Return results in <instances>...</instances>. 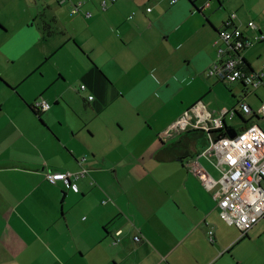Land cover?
<instances>
[{
    "label": "crops",
    "instance_id": "obj_1",
    "mask_svg": "<svg viewBox=\"0 0 264 264\" xmlns=\"http://www.w3.org/2000/svg\"><path fill=\"white\" fill-rule=\"evenodd\" d=\"M173 1L0 0V264H264V223L243 240L219 218L220 170L203 154L206 132L189 127L231 109L251 120L224 117L225 130L264 123L238 108L263 100L208 76L231 15L264 34V0L223 13L210 0ZM30 48L43 58L20 66ZM242 56L263 71L248 49ZM39 99L47 111L31 109ZM82 168L78 192L45 178Z\"/></svg>",
    "mask_w": 264,
    "mask_h": 264
},
{
    "label": "built area",
    "instance_id": "obj_2",
    "mask_svg": "<svg viewBox=\"0 0 264 264\" xmlns=\"http://www.w3.org/2000/svg\"><path fill=\"white\" fill-rule=\"evenodd\" d=\"M108 1L112 3L115 0ZM80 6L81 2L73 4L71 14H76ZM101 7L102 10L106 9L105 1L102 2ZM150 10L147 8L146 12ZM131 18L132 15L128 17V19ZM233 19L234 15H231L230 20L217 31L218 41L223 43V47L217 49L218 61L208 71V76L229 84L238 82L245 87L250 86L256 89L264 85L263 71L246 74L241 70L240 65L244 59L242 56L244 51L254 44L264 42V34L256 28L253 22H248L246 30H242L233 25ZM214 44H217V41ZM80 90H85V86L81 85ZM90 100H92L91 96L88 97V101ZM31 107L36 113L45 112L50 108L49 104L42 99L35 101ZM238 108L247 117L256 116L264 120V102L260 103L256 111H252L249 105L242 102L238 103ZM234 113L235 109L224 111L216 119H207L201 127L199 123L190 124L189 127L202 128L205 132L224 130V117L233 116ZM188 125L187 121H180L176 129L184 131ZM207 138L208 145L203 154L220 170L221 174L218 180L221 191L217 200L219 218L227 225L234 226L239 232V239H242L264 219V128L250 124L236 133L233 138L227 135L215 138L211 134H208ZM87 174L88 170L82 168L74 173H48L45 178L50 184L63 181L72 191L78 192L76 183L84 179ZM195 174L207 186L216 182L200 170H196ZM120 234V232L116 233L113 245L120 243ZM212 234L211 231L208 233L210 242H213ZM133 240L139 243L141 238L136 236Z\"/></svg>",
    "mask_w": 264,
    "mask_h": 264
},
{
    "label": "rangeland",
    "instance_id": "obj_3",
    "mask_svg": "<svg viewBox=\"0 0 264 264\" xmlns=\"http://www.w3.org/2000/svg\"><path fill=\"white\" fill-rule=\"evenodd\" d=\"M227 1L228 2H232V4L224 5V7H219V3H218L217 0H212V1L210 0V2L212 3L213 8H216L217 10H222V12H220V13H223L224 10L232 11L230 9H232L233 7H231L230 9L228 7L233 5V4L238 3L240 0H227ZM243 1L246 2L248 0H243ZM249 5H251V3H249ZM249 19H251V18H249ZM251 20H253V19H251ZM248 50L250 51V55L254 56L253 58H254V61L256 62L255 64L259 68V71L263 70V72H264V68H263V64H264V42L261 43V44L260 43L259 44H255V45L249 47ZM256 54H259V56L256 55ZM63 56H65V55L63 54ZM42 58L43 57H42L41 53L37 49L30 48L23 54V56L17 62L19 63L20 66H24V65H26L28 63H31V62L40 61ZM56 62H57V65L61 66L62 69L65 70L64 74L67 77H69V76L73 77L74 71L70 67H65V65L62 64L63 61L60 58H57ZM44 65H46V64L44 63ZM50 66L51 65H46L45 67H47V69H49V70H52L50 68ZM231 84H232V86L234 85V83H231ZM254 92H256V94H254ZM246 93H248L246 100L248 102H250V103H253V102L260 103L259 99L264 101V87H260V88L255 90V88L248 86L247 90H246ZM256 96H258L259 99ZM228 97H229L230 101H233V102L235 101L234 98H232V96L230 94H228ZM240 97L245 99V97H244V95L242 93L240 94ZM226 118L227 119L230 118L229 120H231V115H227ZM227 122H228V124H233L234 125L233 121H227ZM235 122L237 124H239V123L241 124L242 123V121L240 120L239 117L235 118ZM259 126H261V128H264V123H260ZM235 129L237 131H239L238 127H236ZM214 176L217 177L216 174H214ZM261 223H264V219L261 220ZM252 238H256V237L253 236L252 233H249L248 237L244 238L243 240H251ZM256 243L257 244H264V233H262L261 235H259L256 238ZM261 252L263 253V251H261Z\"/></svg>",
    "mask_w": 264,
    "mask_h": 264
},
{
    "label": "trees",
    "instance_id": "obj_4",
    "mask_svg": "<svg viewBox=\"0 0 264 264\" xmlns=\"http://www.w3.org/2000/svg\"><path fill=\"white\" fill-rule=\"evenodd\" d=\"M223 26H224V24H223ZM240 68H241V70L244 72V73H246V74H249V73H251V72H253L251 69H250V67H249V65L246 63V61L243 59L242 60V62H241V65H240ZM220 82H225V81H221V80H219ZM226 83V82H225ZM242 84V83H241ZM31 109H32V107H31ZM33 110V109H32ZM234 114H238L236 111H235V113ZM238 116H239V118L241 119V121L243 122V123H248V122H250V120L251 119H249V120H244L239 114H238ZM251 118H256V119H258L256 116H252ZM252 124V123H251ZM248 125H250V124H248ZM224 130H225V126H224ZM224 130L222 129V130H213V131H208V132H206L205 133V136H206V138H207V135L209 134H211V135H213V137H215V138H221V137H224V136H226V134H225V132H224ZM196 132V131H195ZM204 133V132H203ZM208 139V138H207Z\"/></svg>",
    "mask_w": 264,
    "mask_h": 264
},
{
    "label": "water",
    "instance_id": "obj_5",
    "mask_svg": "<svg viewBox=\"0 0 264 264\" xmlns=\"http://www.w3.org/2000/svg\"><path fill=\"white\" fill-rule=\"evenodd\" d=\"M236 130H234V129H226L225 130V134L229 137V138H233V137H235V135H236Z\"/></svg>",
    "mask_w": 264,
    "mask_h": 264
}]
</instances>
